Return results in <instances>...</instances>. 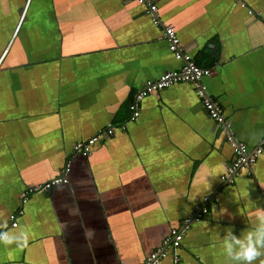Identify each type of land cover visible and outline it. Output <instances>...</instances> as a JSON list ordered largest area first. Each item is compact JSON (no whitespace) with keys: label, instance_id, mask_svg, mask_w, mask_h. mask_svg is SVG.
Here are the masks:
<instances>
[{"label":"crops","instance_id":"0c3cea01","mask_svg":"<svg viewBox=\"0 0 264 264\" xmlns=\"http://www.w3.org/2000/svg\"><path fill=\"white\" fill-rule=\"evenodd\" d=\"M150 1L157 25L135 0H0V225L70 162L67 183L28 197L7 229L27 242L0 243V264H143L205 197L181 264H227L226 229L240 235L264 209V0ZM165 25L211 70L203 82L234 136L262 147L251 174L220 180L232 151L189 83L145 97L119 126L144 80L179 65ZM109 127L87 156L71 153Z\"/></svg>","mask_w":264,"mask_h":264},{"label":"built area","instance_id":"2783aa9c","mask_svg":"<svg viewBox=\"0 0 264 264\" xmlns=\"http://www.w3.org/2000/svg\"><path fill=\"white\" fill-rule=\"evenodd\" d=\"M138 4L144 7V12L148 14L154 25L159 22L157 16V6L150 0H135ZM236 3L241 7H245L244 0H236ZM252 10H248L251 14ZM163 36L167 42V48L173 57L179 61V65L175 69H170L159 74L153 79L144 80L141 87L136 90L131 100L128 102L129 116L119 125L124 128L130 121L136 119L140 113V102L147 96L156 94L164 88H167L177 83H189L193 86L197 97L200 99L204 110L208 116L220 126L225 141L231 148L232 158L225 166L224 172L220 175V180L225 181L230 177H234L240 172L251 174V167L256 161L259 154L262 152L261 146H256L249 149L246 144L239 141L231 130L229 119L223 114L221 105L214 100L208 93L207 87L203 82L204 77L211 75V70L207 67L200 66L190 54L184 52L181 48L179 37L171 25L163 26ZM114 132L113 127L106 130H100L97 133L89 136L84 140H78L71 146L72 154H80L87 156L93 145L104 136H110ZM69 158L65 165L61 168L60 173L44 181L41 184L31 186L26 189L20 199L21 205L13 212L8 214V226L0 227V231H7L8 228H14L18 225V218L24 212L23 205L27 202L30 195L40 193L51 188L53 185L67 183V172L69 171ZM264 197V194H262ZM207 198L202 200V203L196 206L193 212L184 216L177 226L169 229L168 234L163 238L161 245L148 253L143 264H161L162 260L169 257V264H181V257L178 252L184 233L190 223L198 222L207 213L206 207Z\"/></svg>","mask_w":264,"mask_h":264},{"label":"clouds","instance_id":"9594fccd","mask_svg":"<svg viewBox=\"0 0 264 264\" xmlns=\"http://www.w3.org/2000/svg\"><path fill=\"white\" fill-rule=\"evenodd\" d=\"M208 175L213 174L210 172ZM209 187L210 181L207 179L202 188L192 194L191 200L203 194ZM27 239V234L23 231L18 235L0 231V243L5 245L15 242L17 247H23ZM222 246L227 264H253V261L264 253V209L256 210L251 226L243 230L240 235H235L230 229H226L222 236Z\"/></svg>","mask_w":264,"mask_h":264}]
</instances>
